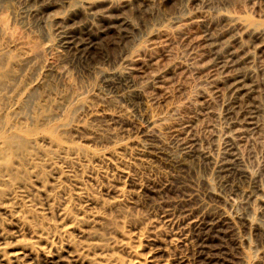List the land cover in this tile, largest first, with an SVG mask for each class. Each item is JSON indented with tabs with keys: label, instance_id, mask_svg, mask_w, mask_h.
<instances>
[{
	"label": "rangeland",
	"instance_id": "rangeland-1",
	"mask_svg": "<svg viewBox=\"0 0 264 264\" xmlns=\"http://www.w3.org/2000/svg\"><path fill=\"white\" fill-rule=\"evenodd\" d=\"M211 220L264 263V0H0V264H205Z\"/></svg>",
	"mask_w": 264,
	"mask_h": 264
},
{
	"label": "bare ground",
	"instance_id": "bare-ground-1",
	"mask_svg": "<svg viewBox=\"0 0 264 264\" xmlns=\"http://www.w3.org/2000/svg\"><path fill=\"white\" fill-rule=\"evenodd\" d=\"M42 7V6H41ZM30 11V10H29ZM34 13V12H33ZM70 34V33H69ZM69 34L67 33H63V36H62V42L63 44L65 45L64 47H66L68 50H72V51H76V52H79L81 51L80 56L81 58L85 59L86 57H84L83 55V50H81V48L83 49V44H79L78 42H76L74 40V38L72 36H70ZM72 34V33H71ZM75 36V35H74ZM76 37V36H75ZM78 40V39H77ZM88 44V43H87ZM86 44V45H87ZM85 45V44H84ZM92 48V47H91ZM90 54V53H89ZM70 57V56H69ZM71 59V58H70ZM76 59V58H75ZM84 62V61H83ZM225 62V61H224ZM87 63V62H86ZM230 63V61H229ZM232 63V62H231ZM228 65V64H227ZM230 65V64H229ZM233 70V69H232ZM126 77V76H125ZM128 78V77H127ZM126 78V79H127ZM130 79V78H129ZM122 80V79H121ZM124 81V80H122ZM127 81V80H126ZM119 83V82H118ZM126 83V82H125ZM133 83V82H132ZM162 83V82H161ZM115 84V82H114ZM114 84H112L111 86H113ZM128 84V83H127ZM116 85V84H115ZM114 85V86H115ZM123 85V84H122ZM242 85V84H241ZM109 86V85H107ZM127 86V85H126ZM125 86V87H126ZM236 86V85H235ZM124 87V85H123ZM116 88V87H115ZM113 91H117V89H113ZM135 91V90H134ZM113 101V100H112ZM256 119V118H255ZM187 139V138H186ZM185 140V139H184ZM187 141V140H186ZM182 142V141H181ZM189 142V141H188ZM192 143V141H190ZM190 144V143H189ZM234 144V143H233ZM231 144V145H233ZM184 145V143L182 144ZM187 145V144H186ZM229 146V145H228ZM188 147V146H187ZM191 147V146H190ZM189 147V148H190ZM194 147V146H193ZM233 148V147H232ZM236 148V147H235ZM185 150V149H184ZM193 150V149H192ZM233 150V149H232ZM231 150V152H232ZM186 151V150H185ZM235 151V150H234ZM190 152V151H188ZM192 152V151H191ZM190 154V153H189ZM231 156V155H230ZM233 156V155H232ZM236 157V156H235ZM228 161V160H227ZM230 162V161H229ZM232 164V163H231ZM226 165V163H225ZM230 165V164H229ZM231 166V165H230ZM221 167V166H220ZM227 167V166H226ZM225 168V167H224ZM234 168V167H233ZM232 168V169H233ZM229 171V170H228ZM226 172V171H225ZM230 172V171H229ZM221 173V172H220ZM227 173V172H226ZM232 173V172H231ZM231 175V174H230ZM232 178V177H231ZM245 180V179H244ZM226 184V183H225ZM231 189V188H230ZM163 194V193H162ZM187 198V197H186ZM189 201V200H188ZM181 202V201H180ZM192 202V201H191ZM176 203V202H175ZM186 203V202H185ZM193 203V202H192ZM184 204V203H183ZM190 205V204H189ZM185 207H187L186 205H184ZM173 207V206H172ZM175 207V206H174ZM183 207V206H182ZM181 207V208H182ZM180 208V209H181ZM201 208V207H200ZM182 210V209H181ZM197 210V209H196ZM202 210V209H201ZM173 211V210H172ZM191 211V210H190ZM189 212V211H188ZM210 212V211H209ZM176 213H180V210L179 212H176ZM184 213V212H183ZM182 213V214H183ZM187 213V211H186ZM185 213V214H186ZM217 213V212H215ZM213 214V213H212ZM177 215V214H176ZM175 215V216H176ZM181 215V214H180ZM191 215V213H190ZM208 215V214H207ZM210 215V214H209ZM219 215V213H218ZM174 216V217H175ZM203 216V215H202ZM211 216V215H210ZM222 216V215H221ZM217 217H220V216H217ZM212 219V218H211ZM219 219V218H218ZM207 220V219H206ZM223 221V219H222ZM224 221H226L224 219ZM220 222V221H219ZM168 223V222H167ZM194 224V223H193ZM224 224V223H223ZM222 224V226H223ZM184 225V224H183ZM196 227V229H198V235H199V241L201 243V249L202 250V255L204 256V261H205V264H211V263H215L217 261V259L219 260V255L218 253H220L219 251H217V247L216 245L214 244V240L215 237L214 235L217 234L218 232H220V228H221V225L216 221V220H211L209 222H197L195 225H193ZM227 227V226H225ZM194 228V227H193ZM230 228V227H229ZM194 230V229H193ZM222 233V232H221ZM231 234V233H230ZM233 234V233H232ZM220 235V234H219ZM224 235V233H223ZM222 235V236H223ZM228 235V233H227ZM194 236V235H193ZM226 236V235H224ZM233 236V235H232ZM225 238V237H224ZM231 239V238H230ZM224 242V241H223ZM218 243V242H217ZM236 248V247H235ZM198 249V248H197ZM228 249V248H226ZM222 250V249H220ZM229 251V250H228ZM197 253V252H196ZM199 254V253H198ZM222 254V253H221ZM221 254H220V257H221ZM24 255V254H23ZM223 255V254H222ZM56 256V255H55ZM227 257V256H226ZM229 257V256H228ZM198 259H199V256H198ZM201 259V258H200ZM26 260V259H25ZM45 260V259H44ZM24 261V260H23ZM48 261V260H47ZM201 261V260H200ZM262 261V260H261ZM50 262V261H49ZM198 262V261H197ZM220 262V261H219ZM15 263V261H14ZM53 263V262H52ZM58 263H61V262H58ZM8 264V263H7ZM264 264V263H263Z\"/></svg>",
	"mask_w": 264,
	"mask_h": 264
}]
</instances>
